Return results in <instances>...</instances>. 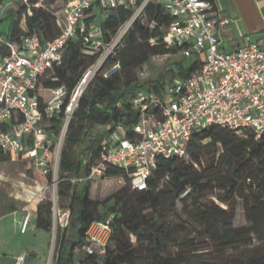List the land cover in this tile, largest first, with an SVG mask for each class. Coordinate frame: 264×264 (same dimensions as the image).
<instances>
[{
  "label": "trees",
  "instance_id": "trees-1",
  "mask_svg": "<svg viewBox=\"0 0 264 264\" xmlns=\"http://www.w3.org/2000/svg\"><path fill=\"white\" fill-rule=\"evenodd\" d=\"M54 1L45 0L48 4ZM9 3L4 16L1 8ZM133 13L132 7L121 4L99 20L106 42ZM58 16L42 5V0H0V24L9 20L1 34L11 41L28 33H37L43 42L54 38L61 31ZM143 16L147 22L137 18L90 78L70 120L58 184L66 210L52 264H77V249L91 244L87 238L90 225L106 219L100 201L90 197L91 179L87 176L91 165L99 161L107 125L124 124L131 134L139 118L134 104L138 89L164 92L175 77L188 76L200 66V61L184 55L181 47L166 46L163 26L173 16L162 4L149 2ZM152 20L157 21L155 27L149 25ZM100 54L82 37L70 39L61 62L41 79L42 105L53 97L55 89H67L61 113L47 125L55 141L73 89ZM156 54L170 58L156 77L141 79L136 69ZM116 63L120 68L106 76ZM7 158L0 148V160ZM21 159L27 165L32 162L29 156ZM30 169L43 177L34 166ZM102 176H124L129 185L114 194L109 242L102 251H86L78 264H264V133L256 138L251 130L239 133L220 124L196 130L187 156L158 157L146 189L134 188L128 172L118 166L108 165ZM52 204L47 201L36 216L37 225L46 230L53 224L46 215ZM240 204L245 223L237 225Z\"/></svg>",
  "mask_w": 264,
  "mask_h": 264
},
{
  "label": "built area",
  "instance_id": "built-area-1",
  "mask_svg": "<svg viewBox=\"0 0 264 264\" xmlns=\"http://www.w3.org/2000/svg\"><path fill=\"white\" fill-rule=\"evenodd\" d=\"M27 1V0H25ZM63 12L58 16L60 33L43 42L37 33L24 34L11 41L0 29V148L11 159L29 156L45 178H53L60 164L56 155L57 142L64 144L70 120L90 78L100 69L106 57L115 51L133 22L144 13L149 2L163 5L173 19L163 26L162 38L167 47H181L186 56L200 61L188 76H177L164 92L138 89L134 104L139 113L129 134L124 124H108L100 142L99 161L90 167L88 178L102 176L108 165L125 169L134 188L146 189L148 177L160 156H187L196 130L220 124L243 133L251 130L256 138L264 133V49L258 41L247 40L233 49L222 47L220 26L230 22L218 14L214 0H62ZM125 4L133 15L120 27L111 41L106 42L98 21L103 14ZM156 20L150 22L155 27ZM82 37L96 50L98 60L84 73L73 89L64 109L63 124L55 141L47 125L59 115L67 95L65 87L54 90L53 97L42 105L41 79L61 62L70 39ZM153 42L155 38L151 39ZM93 68V69H92ZM120 68L116 63L106 76ZM78 178H73L76 180ZM188 188L183 195L187 194ZM31 212L15 222V229L26 233ZM111 219L94 221L87 238L89 253L102 251L112 234ZM96 225L105 231L102 237L93 230ZM27 252L18 254L13 264H26ZM47 264H51L47 263Z\"/></svg>",
  "mask_w": 264,
  "mask_h": 264
},
{
  "label": "rangeland",
  "instance_id": "rangeland-1",
  "mask_svg": "<svg viewBox=\"0 0 264 264\" xmlns=\"http://www.w3.org/2000/svg\"><path fill=\"white\" fill-rule=\"evenodd\" d=\"M11 4L1 8L4 16ZM42 5L61 15L64 2L56 0L48 4L42 0ZM139 17L143 22H147L143 13ZM102 18L103 14L98 10V21ZM3 23L2 30H6L9 20L5 19ZM22 25L25 27L24 21ZM169 58L168 54H156L139 66L136 73L141 79L156 77ZM45 94L50 95L48 91ZM62 147V144L57 142L56 155L61 153ZM53 178L60 179V164L54 168ZM124 185H129V179L124 176H99L91 179L90 197L100 201L99 209L102 213H107L106 219L113 217L114 194ZM50 200L53 203L52 208L46 211V215L51 218L53 224L47 231L36 226L35 216ZM69 200L70 198H67L66 203ZM178 206L182 209L183 203L179 201ZM65 210L66 207L60 201L58 183H53L51 179L47 184L45 178L32 171L23 159L0 160V263L9 264L19 252H27L29 255L36 252L37 256L28 258L26 264L50 262L52 264L56 255L59 229L62 226L61 218ZM26 212L32 214L30 228L26 233H20L15 229V222ZM235 223L237 225L245 223L242 204L238 206ZM93 230L102 237L105 235V231H100L96 225ZM132 239L135 240L134 237ZM86 251V247L77 249V264Z\"/></svg>",
  "mask_w": 264,
  "mask_h": 264
},
{
  "label": "crops",
  "instance_id": "crops-1",
  "mask_svg": "<svg viewBox=\"0 0 264 264\" xmlns=\"http://www.w3.org/2000/svg\"><path fill=\"white\" fill-rule=\"evenodd\" d=\"M214 2L218 14L230 19L229 23L220 26L224 49H233L247 40L258 41L264 49V0H214ZM3 25L4 23L0 24V29ZM36 226L42 228L37 225V222ZM18 254L9 264H13ZM36 256L37 253L34 252L29 255V258Z\"/></svg>",
  "mask_w": 264,
  "mask_h": 264
}]
</instances>
